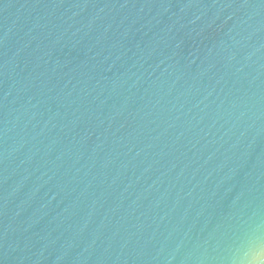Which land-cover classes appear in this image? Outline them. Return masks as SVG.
<instances>
[{"label": "water", "instance_id": "1", "mask_svg": "<svg viewBox=\"0 0 264 264\" xmlns=\"http://www.w3.org/2000/svg\"><path fill=\"white\" fill-rule=\"evenodd\" d=\"M264 237V0H0V264H232Z\"/></svg>", "mask_w": 264, "mask_h": 264}, {"label": "clouds", "instance_id": "2", "mask_svg": "<svg viewBox=\"0 0 264 264\" xmlns=\"http://www.w3.org/2000/svg\"><path fill=\"white\" fill-rule=\"evenodd\" d=\"M232 264H264V237L250 234L234 251Z\"/></svg>", "mask_w": 264, "mask_h": 264}]
</instances>
